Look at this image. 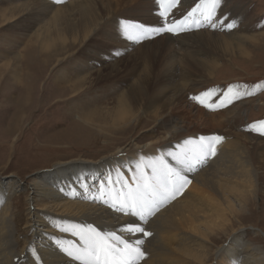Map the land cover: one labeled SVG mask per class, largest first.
I'll return each instance as SVG.
<instances>
[{"label": "bare ground", "instance_id": "6f19581e", "mask_svg": "<svg viewBox=\"0 0 264 264\" xmlns=\"http://www.w3.org/2000/svg\"><path fill=\"white\" fill-rule=\"evenodd\" d=\"M20 1L23 2L22 5L0 9V21L4 22L3 25L23 17L28 13L29 9L32 7L30 4L33 3L32 0ZM102 1L104 2V4H101L102 7H107L111 2L110 0ZM180 1L182 2V0ZM191 1L195 3L196 0H190L189 2ZM82 2L86 3L88 8L92 11L98 7V4H96L94 0H84ZM137 2L147 6L144 10L137 11L138 16L145 19H159L157 15L154 16L151 13L152 7H155L153 0H137ZM101 6L99 5V7ZM83 7L85 6L81 4H69L62 9L74 10L79 8L82 12L89 13ZM228 12L229 11H227V13ZM240 16H242V14L237 16L236 21H238ZM58 17V15L54 17V20L58 21ZM110 17L111 14L106 17L107 20ZM167 19L179 20L177 17L170 15H168ZM104 23H106L105 19ZM100 24L99 20H95L91 23L92 27H94V31L99 28ZM204 24L206 25L205 22ZM58 25H60V22ZM35 26V23L29 26V31L34 34V36L28 45L21 50L22 52L20 50L14 51L17 54L15 59H18L19 63H25L26 67L29 65V58L37 59L39 64L43 62V64L47 66H49L48 64L52 65L54 61L63 60V55H68L70 52V50L68 52V48L74 46L78 42H85L90 35V31L87 29L85 23L80 29L72 28V25H67V30L58 29L59 31H57L54 29L53 31H46L43 33H40ZM202 29L198 31H202ZM220 29H222V27ZM198 31L181 33L179 35H166L165 33H160L162 35L160 37L161 39L159 43L155 45L160 46L162 42H167L171 50L170 56H176V52L178 51L176 48H179V46L201 47L205 44L211 45V41H216L213 32ZM22 35L25 34H21V36ZM120 36L125 39L128 47H134L132 44L136 41L135 38L123 33H121ZM217 37L223 39L222 46L229 49L232 48L231 44L233 42H237L239 44V49L242 51L239 50L238 53H235L232 48L230 52L236 59L242 61L251 60V45L252 48H257L262 43L264 44V34L253 37H243L234 36L229 33L228 35L218 34ZM141 38L142 37H138V39L142 40ZM198 44H200V46H198ZM148 45L151 46L150 44ZM147 47L143 46L136 50H146ZM19 49H21L20 46ZM222 54L225 55L224 52H222ZM87 55L93 56V52L88 51ZM142 55H145V53ZM142 55L138 53L137 58L141 61L143 59L142 63H144V69L140 71L137 77L132 76V80H129L130 82L127 85L128 88L124 90L125 94L114 99L115 107L105 110L107 106L105 104L102 106L100 105V108L83 114H77V119H74L77 120L76 122H78L80 126H94L100 123L98 119L104 117L103 114H106L108 119L111 117L114 119V126L117 129H107L104 131L107 133L114 131L117 134L126 130H133L136 127L139 128L144 119L150 121L155 119H167L169 129L166 133H163L165 134L164 137L171 140L177 136L181 138L187 135L186 140L182 141L184 149L170 150V152L181 159H184L187 154L191 159L198 154L200 137H204L205 142H207L208 139L216 136L214 135L215 129L218 127L222 128L223 121L238 119V112L241 114L247 113L249 108H247L246 105L249 102L236 105L228 113V117L223 121L215 117H209L205 115L204 112L195 110L192 107L186 108L183 102L188 101L186 94L188 86H202L203 82H207L210 79L213 81L217 73H220L223 67L216 62L205 63L198 59L188 58V56H185L182 52L179 53V55H182V57L179 58L181 64L194 67L193 73L189 75L186 74L185 81L187 83L184 81L179 88L180 91L177 89L179 94L174 96V99H171L172 103L170 102V105L166 104V100L165 104L163 102L161 103L162 98L165 97L169 89L166 90L164 95L156 99L157 102L161 103L160 108L156 105V101L148 104L146 99L148 95H151L150 87L154 78L151 74L152 65L149 64L148 60L142 57ZM167 56L169 57V54ZM182 59H186L187 61L184 63ZM168 60H171L172 64L173 59L168 58ZM230 60L231 62H229L233 63L232 59ZM168 62L169 61H167V63ZM203 62L205 65H203ZM124 63L125 61L123 64ZM121 64L122 61L107 66V73L102 76L100 75L102 73L101 71H95V73H97L96 76L89 74L79 83H70L68 87L54 86L58 90H63L62 92L67 91V94L69 92L70 95H67L69 96L67 100L71 99L69 102L71 101L70 103L73 105L72 99L81 94L80 88L82 86L78 85L90 84V86H92L94 82L91 79L98 77V75L100 77H105L107 80L118 78L123 72V68L120 67ZM133 67L135 68V66ZM187 68L188 67H186V69ZM135 69H133V71ZM7 70L8 69L0 70V84L6 81L1 80ZM27 70L24 76H22L21 73L12 72L11 74V82H15V86L19 87L20 98L17 102L16 119H14L17 121V124L14 127V124H9L8 132H12L16 129V126L22 122L23 116L31 107L27 105L31 104V99L34 96L33 92L35 88L34 86L32 88L31 84L33 83V85H35L37 79H32L30 72L27 73ZM175 71L177 72L176 69ZM181 71L179 74H182ZM135 72L136 70L134 73ZM125 73L126 72H123L119 78L126 76ZM168 73L171 72L168 71ZM165 75H167V73ZM169 78L170 77H168V80H170ZM28 80L32 83L30 84ZM22 82L23 84L20 86ZM89 87L87 89H89ZM161 91H163L162 88L160 89V92ZM183 91L184 93H182ZM174 101H176V103ZM58 102L61 101L58 100ZM182 105L183 107H181ZM74 112L73 108L70 113ZM108 119L102 118L103 123ZM151 136L154 140L147 143L145 146H140L139 144L132 145L131 147L136 148L133 149V151L131 150L132 153L135 151L137 152L139 149L145 151L148 147L150 148L155 144L157 145L159 142L161 143V139L156 138L154 135ZM250 140L252 141L253 139ZM186 141H191V143H186ZM225 141L226 139L223 138L217 145L216 156L208 158L202 166L196 168L194 171L183 173L190 181L198 184L201 187V191L195 192L192 188H196L195 185H192L189 191L184 189L183 193L178 195L180 199H177V196L176 199L162 206L154 216H146V223L141 222L138 216L129 214L128 211L123 213L117 211L113 198L110 196L114 187L112 179H116L118 169L122 170L127 163H130L126 162V155L129 157L128 161L130 159L135 162L141 160L144 161L143 163H146V160L140 155L135 153L133 157L130 158L131 153L127 154L125 150L120 148L107 156H103L101 160L96 162L79 158L55 164L53 169L37 174L33 181L31 180L30 186L32 190L34 189V192L27 200V205H25V207L27 206V212L22 226H24V229L31 232L32 241L25 242L18 251L15 232L13 231L15 228L14 202L11 201V196L15 194L16 189L13 184L6 186L7 183L5 184V182L1 180L0 264H83L84 260L88 258V254L84 251L85 246L80 241V233L85 230L88 225L95 227L97 231L101 233L102 237L109 242L111 240L108 236L109 233L120 235L123 239L127 240L132 247H136L137 242L142 241L139 247L141 251L144 252V256L136 257L135 260H132V264H212L210 262V253L215 246L216 248L213 250L212 255L218 257L219 261L217 264H264V251L257 248L251 249L248 247L249 244H244L242 242L241 235L245 227L231 231L226 238H230V243L227 245L222 246L223 243H221V245L217 246L215 243L217 237L234 228L235 223L242 225V222L237 219L238 216L249 211V208L253 205L252 202L256 200L259 194H264L259 184L260 180H262L261 182L264 185V150H254L257 143L253 144L251 150H244L238 147L239 143H236L235 146L239 149L227 153L220 147ZM167 145L170 146V144ZM170 147L172 149H177L176 145H171ZM152 151H150L151 158L157 157L161 152L162 155L164 154L163 158L167 159L173 167L178 169L182 168V165L177 164L168 157V153L166 154L164 151L154 153ZM144 154L145 153H143V155ZM148 155L149 153L147 156ZM146 170L149 172L148 170H150V168ZM144 172V169L141 171L137 170L135 176L138 177ZM147 172H145V174H148ZM133 175L131 177H133ZM62 183L64 186H62ZM94 183H98L97 186H99V188L95 189L93 186ZM108 185H111L112 188H109ZM132 186H134V184L131 183V187ZM120 190L121 189H119V191ZM125 190L128 191V188L126 187ZM115 195L117 197L120 196L117 192H115ZM80 199H86L88 202H79L78 200ZM91 201L92 203L95 201L96 204H90ZM233 220L237 222H233ZM137 224L144 227L145 231L151 233V235L145 236L137 231L129 233L127 226ZM69 252H72L71 256H69ZM115 256L118 255L109 254L108 259L110 260V257L114 258ZM76 257L80 258L77 259Z\"/></svg>", "mask_w": 264, "mask_h": 264}, {"label": "rangeland", "instance_id": "374dc122", "mask_svg": "<svg viewBox=\"0 0 264 264\" xmlns=\"http://www.w3.org/2000/svg\"><path fill=\"white\" fill-rule=\"evenodd\" d=\"M82 1L84 0H59V2L55 0H32L33 3H30L32 7L25 16L4 25V22L0 21V70L8 69L5 73L8 76L4 75L1 80L6 81L0 84V181L7 183L6 186L13 184L16 189L15 194L11 196V201L14 202L15 228L13 231L15 232L17 251L21 249L25 242L32 241L31 232L24 229L22 225L27 212V206L25 207V205H27V200L34 192L30 184L37 174L53 169L57 163L79 158L96 162L101 160L103 156H107L111 152L122 148L125 153H131L130 158L136 153L146 160V163L141 160L135 162L130 159L128 161L129 157L126 155V162L130 163H127L124 169H118L116 179L119 176L122 181L131 185L130 180L134 174L133 169L137 165H139L138 171L144 169L147 172L146 169L150 168L151 164L154 163V157L151 158L150 151L153 150L152 152L154 153L164 151L167 154L170 150L184 149L182 141L186 140L187 135L181 138L177 136L171 140L164 137L165 134L163 133H166L169 129L167 119H155L153 121L144 119L139 128L136 127L133 130H126L117 134L114 131L110 133L104 131L117 129L114 126V119L112 117L108 119L106 114H103L104 117L98 119L100 123L94 126H80L75 120L77 119V114L100 108L105 104L107 105L105 110L115 107L114 99L125 94L124 90L128 88L127 85L132 80V76L137 77L140 71L144 69L143 59L141 61L137 58L138 53L140 55L145 53L142 57H145L148 63L152 65L151 74L154 80L151 82V95H148L146 99L148 104L155 102L157 98H160L169 89L165 97L162 98L161 103L165 104L166 100V104L170 105L171 99H174V96L179 94L178 90L186 80V74L193 73L194 67L181 64L179 58L182 55H179V53L182 52L188 58L198 59L205 63H219L223 69L220 73H217L213 81L210 79L207 82H203L202 86H188L186 90L188 101L183 102L185 107H192L195 110L204 112L209 117H215L223 121L236 105L249 102L246 105L249 108L246 114L238 112V119L223 121L222 128H216L214 135L226 139L225 143L220 147L227 153L239 149L235 146L236 143H239L238 147L244 150H251L253 144L257 143L254 150H264V124L260 123L264 121V44L262 43L257 48H252L251 45V60L242 61L236 59L230 52L232 48L235 53H238L239 50L242 51L239 49L237 42H233L231 44L232 48L229 49L222 46V41L224 40L217 37L218 34L228 35L229 33L243 37L264 34V0H219L215 7H213V0H196L197 2L195 1V3L189 2L190 0L179 1V5L169 15L181 19V16L186 15L189 12L188 10L191 11L195 7L194 5L200 4L197 9L203 7L202 12L199 11L196 14L200 15L199 13H203L204 16H210L211 14L213 22L211 26H207L206 29L198 32H213L216 41H211V45L205 44L206 46L203 45L201 46L202 48L197 46H179V48H176L178 50H176V56H170L171 50L167 42H162L160 46L155 45L159 43L162 35L152 31L153 28L164 22L159 15L160 9L158 7L160 5L158 2L163 3L167 0H158V2L153 0L155 7H152L151 13L154 16L157 15L159 17L158 20L155 18L145 19L138 16L137 11L144 10L147 6L137 2V0H110L111 6L109 4L107 7L101 6V4H104L102 0H94L98 4L94 11L90 10L87 4ZM22 3L20 0H0V9L19 6ZM69 4H81L85 6L83 8L89 13H84L79 8L74 10L62 9ZM231 8L234 9L232 10ZM227 11L229 12L227 13ZM109 14H111V17L107 20L106 17ZM241 14V19L239 18L236 21L237 16ZM57 15L59 20L55 21L54 17ZM104 19L106 23H104ZM95 20H99L101 23L96 31L91 25ZM59 22L60 25H58ZM33 23L36 24L35 27L40 33L53 31L54 29L57 31H59L58 29L67 30V25L80 29L85 23L90 35L85 42H78L75 44L76 46L68 48L70 55H63V60L54 61L52 65L48 64L49 66H47L43 62L39 64L37 59L29 58L28 68L25 63H19L18 59H15L17 54L14 51L23 50L32 40L34 34L29 31V26ZM229 24L232 25L231 28L228 27ZM138 25H144L145 27L144 29H139ZM221 27L224 30L220 29ZM143 30L150 34L149 38L143 36ZM121 33L136 39L132 44L134 45L133 48L128 47L125 39L120 36ZM164 33L166 35L169 34L167 32ZM21 34L25 35L21 36ZM138 37H142V40L138 39ZM19 46L21 49H19ZM143 46L147 47L146 50H136ZM88 51L93 52V56L87 55ZM168 54L169 57L167 56ZM168 58L173 59L172 64ZM230 59H232L233 63H230ZM182 60L184 63L187 61L186 59ZM121 61L120 67L123 68V72H126V76L119 78L122 72L118 78L107 80L105 77L98 75V77L91 79L94 82L92 86L90 84L78 85L82 86L80 88L81 94L72 99L73 105L70 103L71 101L69 102L71 99L67 100L69 97L67 95H70L69 92L67 94V91L62 92L63 90H58L55 87H68L70 83H79L89 74L96 76L97 73L95 71H101L100 75L102 76L107 73V66ZM124 61L125 63L123 64ZM167 61L169 62L167 63ZM186 67L188 68L186 69ZM133 69L136 70L135 73ZM26 70L27 73L30 72L32 79H37L35 85L28 80L30 84L32 83L31 87L33 88L34 86L35 88L31 104H27L31 107L23 116L22 122L16 126V129L8 132L9 124H14L13 127L17 124L14 119H16L17 102L20 98L19 87L15 86V82H11V74L12 72L21 73L24 76ZM168 71L172 73V76ZM180 71L182 74H179ZM165 72L167 75H165ZM168 77H170V80H168ZM22 84L23 82L20 86ZM88 87L89 89H87ZM161 88L163 91L160 92ZM210 89H215L211 96L199 95ZM198 95L199 101L195 99ZM58 100L61 102H58ZM211 100H214L215 103L210 104ZM174 102L176 103V101ZM155 103L160 108L161 103L157 101ZM204 105H209V107ZM73 108L75 112L68 115L67 111L69 112ZM102 118L108 120L103 123ZM151 135L161 139V143L148 147L149 149L147 148L145 151L139 149L137 152L132 153L133 149H136L131 147L132 145H147V143L154 140ZM250 139L253 140L251 141ZM167 144H170V146L176 145L177 149H172ZM147 151L149 153L148 156ZM143 153L145 154L143 155ZM158 155L164 157L161 152ZM148 171L147 173L150 175V170ZM120 173H123V175L120 176ZM116 179L113 178L112 181ZM261 181L259 184L263 190L262 193H264V185ZM97 185L98 183L93 184L95 189L99 188ZM192 185H195L196 188L192 187ZM62 186H64L63 183ZM110 186L108 185L109 188H112ZM113 186V192L110 196L116 205L118 200H121L124 194L127 193V190H125L126 187H122L121 183H116ZM132 187L134 188L135 184ZM191 187L195 192L201 191V187L193 181L187 185L185 190L189 191ZM119 189L121 190L119 191ZM115 192L118 195L120 194L121 199L120 196L117 197L115 195ZM177 199H180V197ZM78 201L82 203L88 202L86 199ZM252 203L253 205L249 208V211L237 218L242 222V225L235 223L234 228L218 236L215 241L217 246L221 245V243H223L222 246L230 243V238H226L231 231L245 227L241 235L242 242L249 244L248 247L251 249L257 248L264 251V194H259ZM90 204L95 205L96 203L91 201ZM233 222L237 221L233 220ZM215 248L216 246L213 247L212 252ZM212 252L210 253V262L217 264L219 259L213 256Z\"/></svg>", "mask_w": 264, "mask_h": 264}, {"label": "snow or ice", "instance_id": "6c2138e0", "mask_svg": "<svg viewBox=\"0 0 264 264\" xmlns=\"http://www.w3.org/2000/svg\"><path fill=\"white\" fill-rule=\"evenodd\" d=\"M173 3L179 5V0H173ZM219 3V0H213V7ZM200 4H196L191 11L183 15L181 19H167V11L160 12V17L162 22L158 27L152 29L154 33H176V29H183L185 22H190V24H198L201 22H209L210 16H204L203 13L201 17L195 16L197 8ZM231 24L228 25L231 28ZM139 29H144V25H138ZM231 90V89H229ZM215 92V89H210L206 92L200 93L199 95L211 96ZM199 95L195 97L199 101ZM215 103L214 100L210 101ZM209 107V105H204ZM264 124V121L260 122ZM200 144L198 146V154L193 158H189L185 155L184 159L177 157L174 153H168V157L175 161L177 164L182 165V168L173 167L167 159L157 156L154 157V163L150 166V175L142 173L140 176L136 177L135 172L139 168V165L133 169V177L131 178V183L135 184V187H131L130 184L122 181L119 176L116 180L112 181V184L121 183L122 187H127L128 191L124 194L123 199L118 200L116 204V210L120 212L128 211L129 214L136 215L139 217L141 222L145 221V217L154 216L162 206L167 202L176 199V197L183 193L184 189L191 182L186 175L183 173L192 172L196 168L202 166L205 161L217 155V145L223 139L222 137L215 136L208 139L205 142L204 137H200ZM186 143H191V141H186ZM123 173H120L122 176ZM129 233L137 231L145 236H150L151 233L146 232L145 228L137 225L127 226ZM108 236L111 238L110 242L101 233L97 231L92 225H88L85 230L80 233V241L85 246L84 251L88 254L83 264H114L110 262L108 257L109 254L118 255L120 257L119 264H132V260L136 257H143L144 252L141 251L139 244L142 241L137 242L136 247H132L129 242L123 239L120 235L116 233H109ZM69 256L72 252L68 253ZM79 259L80 257H76Z\"/></svg>", "mask_w": 264, "mask_h": 264}, {"label": "crops", "instance_id": "0c3cea01", "mask_svg": "<svg viewBox=\"0 0 264 264\" xmlns=\"http://www.w3.org/2000/svg\"><path fill=\"white\" fill-rule=\"evenodd\" d=\"M58 87H64V86H58ZM67 114L70 115V111L69 112L67 111Z\"/></svg>", "mask_w": 264, "mask_h": 264}]
</instances>
